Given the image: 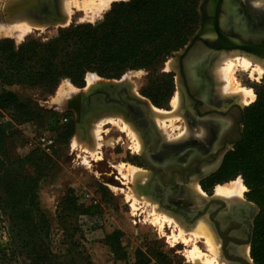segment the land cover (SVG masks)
<instances>
[{
	"label": "trees",
	"instance_id": "1",
	"mask_svg": "<svg viewBox=\"0 0 264 264\" xmlns=\"http://www.w3.org/2000/svg\"><path fill=\"white\" fill-rule=\"evenodd\" d=\"M202 1L121 0L112 3L102 20L60 28L45 41L30 38L17 44L12 38H0V112L10 115L0 116V215L7 221L4 226L14 247L11 255L18 254L21 241L30 264H93L71 237L64 238L63 252L52 246L51 224L39 201L42 172L26 171L27 163L36 166L35 158L44 152L35 149L24 157H11L8 145L15 121H35L44 130L56 131L59 140L69 139L74 122L64 124L62 119L70 113L42 108L8 87L17 84L53 94L62 79L83 87L88 72L117 79L129 70L157 69L187 42ZM173 86L172 75L164 74L142 93L163 107ZM254 90L255 101L244 108L243 140L225 154L219 168L202 185L206 189L242 177L246 196L259 207L250 254L255 264H264V84ZM70 194L63 201L64 218L70 212H85ZM0 254L9 255L5 251ZM161 257L162 264H172L165 255Z\"/></svg>",
	"mask_w": 264,
	"mask_h": 264
},
{
	"label": "rangeland",
	"instance_id": "2",
	"mask_svg": "<svg viewBox=\"0 0 264 264\" xmlns=\"http://www.w3.org/2000/svg\"><path fill=\"white\" fill-rule=\"evenodd\" d=\"M9 1L11 0H0V15L3 17V21L8 24L14 17L7 11ZM63 1L64 0H61V5ZM112 3L96 17H86L87 14H85L84 11L74 8L69 23L60 26L33 28V30L21 37L18 36L17 33L8 35L0 30V38H12L17 44L30 38L45 41L57 35L60 28L67 27L71 24L102 20ZM171 56L169 58H171ZM169 58L157 69L129 70L124 73L120 79L129 83L131 89L135 93L147 98V96L142 93L144 87L149 86L154 79L161 75L170 74L173 77L174 73L171 71L172 67ZM218 64L220 65L219 59L214 63L215 69L218 67ZM242 69V66L238 65L235 69V75L243 86L254 90L256 85L264 84V74L259 77L257 73L251 75L250 69L245 71ZM215 71H217V69ZM64 80H68L75 90L68 87L66 93L60 94V87ZM173 80L174 86L168 102L165 106L159 107L167 111L173 110L171 100L176 93H180L174 77ZM87 87H89L87 79L83 87L76 86L70 79H62L53 94H48L41 88L17 84L8 87L23 99L31 98L42 108L51 109L59 113H70L69 116L64 118L66 120H63L62 123L65 124L69 121L74 122V133L67 140H59L56 131L44 130L35 121H15L14 133L8 139L11 157L26 156L30 152L26 147V143L33 135L49 133L55 139L54 146L49 152H44L45 154H40L39 157L35 158L34 163H36L38 171L35 164L27 163L26 165V171L29 174H36L39 173V171L42 172V187L39 193L40 208L46 214L51 224V242L53 248L57 252H63V248L65 247L63 243L64 238L71 237V239L78 243L80 251H82L85 256L89 257L93 264H143L144 261L146 264H162V255L170 259L172 264H181L182 262L189 261L186 252L192 248L193 242L189 241L187 244L185 243L186 246L182 240H174L173 237H170L178 232V228L175 227L173 223L170 224V227L169 224L165 222L161 229V225L159 227V223L157 222L156 224V222L152 220L153 215L151 214L154 212L152 208L157 202L158 211L165 212L174 218H178L188 229L190 226L189 222L179 213L161 204L155 197L140 192L139 188H137V181L140 180L139 183L143 182L141 179L137 180L136 183L130 176H124L126 174L125 166L129 165L137 166L146 174L149 173L147 172L149 170L143 165L141 151L138 150V152L137 149L133 147L136 146L135 139L133 137L130 138L129 135L131 134L119 128L122 123L118 120V124L115 125L108 120L105 121L108 115L112 114L97 113L93 115L89 121H85L84 126L81 127V125L76 123L77 114L75 110L69 108V106L61 108L60 104L57 102V98H64V101L67 102L75 94L80 93ZM60 95L61 97H59ZM244 105L246 107L248 104ZM0 116L9 118L10 115L8 112H0ZM179 116L181 118L179 117L172 123H166L165 128L161 122L156 120L155 116L152 117L155 118L157 126L160 127L166 139H172V137L175 139L176 136L184 134L188 128L185 118L182 117V114ZM113 117L118 118L120 116L113 115ZM99 120H103V122L100 127V139H96L95 135L92 134H94L98 127L95 122ZM133 128H135L139 138H141L137 127L133 125ZM79 133L81 135L78 137ZM80 136H82V138ZM96 141L97 143L100 142L98 146L95 145ZM93 144L95 146H93ZM84 145L92 146L91 148L96 147L95 153L92 155L89 149L85 150ZM122 164H124V167L120 170ZM239 177L242 179L241 176H238L234 179L218 182L211 186L207 185L206 189L202 185L203 181L199 180L198 183L205 192H207V190L215 192L217 185L231 183ZM189 184L180 187L183 190L185 189V194L182 195L180 193L181 195L179 194L177 198H187L188 201H191V197H189L191 193H189V190L192 189V183ZM247 191L248 189L246 187L243 194H246ZM69 192L71 193L70 195L77 200V203L83 206L82 209L85 212L81 214H71L70 212V216L64 218L63 212L66 205H64L63 201ZM135 193L137 196H139L140 193L139 197L141 198L145 196L144 200L140 199L137 202L138 204L136 203L137 211L132 207L133 197L130 198L132 194ZM128 195L131 196L127 197ZM177 198L174 197V199H171V203L175 206L180 205L176 204L178 203L176 200ZM155 199L156 201H154ZM145 200H147V202H145ZM195 206L196 205L192 203L189 208ZM204 219L205 217H202L200 220ZM4 225H7V221L0 215V251L9 253L7 256L0 254V264H30V260L25 257L27 251L21 246V241L18 242V254L15 256L11 255L14 247L10 246L8 230ZM193 227L190 226V228ZM110 244L113 248H111ZM197 245L201 246L202 250H204L200 241L197 242ZM250 249L251 244L248 245V253L246 252V255L248 260L254 263L250 254Z\"/></svg>",
	"mask_w": 264,
	"mask_h": 264
},
{
	"label": "flooded vegetation",
	"instance_id": "3",
	"mask_svg": "<svg viewBox=\"0 0 264 264\" xmlns=\"http://www.w3.org/2000/svg\"><path fill=\"white\" fill-rule=\"evenodd\" d=\"M204 1L205 0H203L202 3ZM252 1L234 0L235 5H237H234L235 13L232 14L234 19H228L229 15H227L226 10L228 1L222 0L220 14L217 17L213 16L211 19L212 21L217 20L216 24L211 25L213 33L218 34V32H222L235 38L249 40L250 42H252V39L254 38L264 37V0H259V2L258 0ZM203 20L204 17L199 10L198 21L188 35L187 42L179 50L173 52L171 58H169L172 67L171 71L174 73L173 77L175 78V82L177 87H179L182 96L180 113L188 124V131L186 130L185 133L186 137L183 136L184 134H181L176 137V140L170 138L166 139L164 133H162L161 129L157 126L152 115L145 111V107H142L141 105L137 106L131 101L132 95L137 93L131 89L130 84L125 80L104 77L106 81H103L102 78H100L93 86L85 88L86 91L90 88V90L94 92L91 99H94L97 106L99 104L100 106H94V110L86 116L81 127L84 126L85 121H89L91 117L97 113H116L123 116L131 122L132 125L137 127L143 141L142 144H144L142 145L143 147L141 151L146 148L149 152L150 160H148V162L156 170L163 166L165 168L166 166L167 168L165 169L169 180H171L170 174L174 171L178 172L181 164L193 162L191 159L198 158L200 154L208 157V162L214 164L216 162V155H214L215 151L213 148L217 134L225 129V127L231 128V122L225 118L226 115L230 114L224 113L225 115L223 116L221 115V112L227 111V107L223 101L225 99H232V97L228 96L221 98L219 94L221 80L216 78V72L214 71V63L221 56L220 54L222 50L220 48L213 49L208 41L195 37ZM194 37L195 39L192 40ZM261 43L264 44V40L261 41ZM186 47H188V50L185 53L182 55L177 54L178 52L185 50ZM198 49L204 51V56L201 62V76L203 79L202 81L200 80L194 83L187 69ZM192 54H194V56ZM143 98L147 99L150 103L152 102L149 97ZM119 102H122L123 105H119ZM90 104L92 106V102ZM121 108L122 111H120ZM237 121V114H233L234 125H236ZM76 123H78V119H76ZM202 129L207 131L204 136L203 134L200 136ZM188 132L189 135L187 136ZM198 135L200 137H198ZM141 159L144 167L149 170V176L151 170L142 155ZM209 176H211V174L201 179L197 178V180L203 181ZM176 179L179 182H177L176 186L172 187L169 191H165L157 182H155V189L159 192L156 190H150L149 185H146L144 189L139 190L142 193L149 194L156 199H159L164 206L169 207L176 213L179 212L180 215L184 216L186 221L194 222V220L200 217V215L196 216L194 219H191L188 216V212L194 209V207L189 208L193 202L190 200L188 201L187 198H177L180 193L184 195L185 192L180 188L181 186H184V184L180 182V174L176 173ZM147 180L148 177L144 182L138 183V188L140 184L145 185ZM206 193L208 198L205 200V203L207 204L202 206L204 211L203 215L206 220L208 219L209 227L215 233L214 235L217 241L220 242L218 243L221 258H223L225 263L227 262L226 264H248L245 247H248L252 241L255 219L259 213L258 205L256 202L250 200L246 194H242L241 199L229 201L215 196L213 191L207 190ZM174 197L177 198V204L180 205L175 206L171 202V205H165L163 203L165 198L171 201ZM198 206L199 205H196V207ZM186 262L189 261L182 262L181 264Z\"/></svg>",
	"mask_w": 264,
	"mask_h": 264
},
{
	"label": "bare ground",
	"instance_id": "4",
	"mask_svg": "<svg viewBox=\"0 0 264 264\" xmlns=\"http://www.w3.org/2000/svg\"><path fill=\"white\" fill-rule=\"evenodd\" d=\"M114 1H117V0H64L63 3H62V6H63L62 8H63V12L66 14L67 18L61 24L63 25V24L69 23V21L71 20V16L73 14V9L74 8H76L77 10L84 11V13L87 14L86 17L88 16V17L91 18V17H96L105 8L107 9V7ZM227 1L228 2H227L226 10H227V15H229L228 19H230V18L234 19L232 14L235 13V8H234L235 2H234V0H227ZM258 2H259V0H258ZM235 6H237V5H235ZM238 8H239V6H238ZM223 13H225V12H223ZM3 20H4L3 17H1V15H0V30L3 31L4 33L8 34V35L17 33V35L21 37V36L27 34L28 32H30L31 30H33V28H42V27H44V24H42L41 22L35 21L33 18H31L28 15H25L23 13H17L16 15H14V17L12 18V21L10 22L11 24L10 23L8 24V23L4 22ZM201 50H199V49L197 51L195 50L196 51L195 52V56H194V54H192L194 56V58H192L193 60L190 59V60H192L191 63L188 62L190 64H189L187 70L190 73V75L192 77V81L194 83H196L197 81H200V80L202 81V79H203L202 76H201V62H202V59H203V56H204V53H203L204 51L203 50L201 51ZM220 55H219L220 57L218 58L220 60V65L218 64V67H216L217 71H215L216 69L214 71L216 72V76H217L216 78L221 80L220 88H219V94H220L221 98H225V97H228V96L231 97L232 96V97H235L236 99H238L239 103H242V104H249L252 101H254V99L256 98V94H255L254 90L252 88L245 87V86H243L241 84V82L237 79V77L235 75V71H236L235 69L239 65V66H242V68H243L242 70L245 71V70L250 69L251 70V72H250L251 75H253L254 73H257V75L260 77V76H262L264 74V62H261L258 59H254L252 56H249V55L243 54V53H239V52H236L234 50H227V51H223L222 50ZM259 77H258V79H259ZM98 78H99V76L96 73L88 72L86 74V79H87L89 87L93 86L97 82ZM70 84L71 83L68 80H64L63 84L60 87L59 93L60 94L66 93L68 87L74 89L73 86L70 85ZM209 85H210V83H209ZM202 94H203V92H202ZM76 95L77 94H75V96ZM59 97H61V95ZM181 97L182 96H181L180 93H176L175 96H173V98L171 100V105L173 107L172 111H167L165 109L156 107L152 103L149 102V105H150V108H151V115L155 116L156 120L161 122V124L164 126V128H165V124L166 123H169V122L172 123L174 120H176V119H178L180 117L179 115L181 114L180 112H181V106H182ZM71 99H69L67 102H65L64 98H59V99L57 98V102L60 104L61 108H63L64 106L65 107L71 106V105L73 106L74 105V104H72L73 100H71ZM92 106H97L96 101H93ZM113 115H119V114L114 113L112 115H108V117L105 119V121L108 120V121H110V123H114L115 125H117L118 122L120 121V123H122V125L119 128H121L122 131H125V132H127V133L132 135V136L129 135L130 138L133 137L135 139V141H136V144H135L136 146H133V145L132 146L135 149H137V151L138 150L141 151L142 145H144V144H142L143 141H142L141 138H139L135 128H133V125L127 119H125L124 117L122 118L121 115H119L120 116V117H118L119 119L117 117L114 118ZM155 118H154V120H155ZM103 120H99V121L95 122V124L98 127H97V129L95 128L96 130H95L94 134H92V135H95L96 139L100 137V127H101V124H102ZM224 125H225V122H224ZM92 127H93V124H92ZM82 129H80V130H82ZM189 132H188L187 136L189 135ZM206 132L207 131H205V129H202L201 133H200V136L202 134H203V136L206 135ZM90 133H92V132H90ZM185 133H186V131H185ZM185 133L183 135L184 137H186ZM170 134H169V137H170ZM180 134H178V135H180ZM79 135H81V134L79 133L78 137H79ZM200 136L198 135V137H200ZM80 137L82 138V136H80ZM176 137H178V136H176ZM95 138H93V139H95ZM172 139H173V137H172ZM175 140H176V138H175ZM99 143H97V141H96L95 145L98 146ZM95 145L93 144V146H95ZM84 146H85V150L89 149L90 153L92 155L95 153L96 147L95 148L94 147L91 148L92 146L91 147L90 146H86V145H84ZM176 159H177V157H176ZM169 162H170V160H169ZM123 167H124V164H122L120 166V170H122ZM125 167H126V174L124 176H130L131 179L133 181H135V182L137 180H139V179H141V181L144 182L147 179V177H148V174L143 172V170H141L137 166L129 165V166H125ZM147 172H149V171H147ZM139 181H137V182L139 183ZM132 184H134V183H132ZM190 184L192 186V189L190 188L191 190H189V193H191V195L189 197H191V201L195 205L201 206L202 203L205 202V200L208 198L207 193L202 189V187L198 183L197 179L191 180ZM137 188H138V184H137ZM155 188H156L155 181H153L152 184L149 185V189L154 191V190H156ZM245 189H246V185L244 184L242 179L239 177L237 180H234L231 183H225V184L217 185L216 188H215L214 194L217 197H221L223 200L226 199V200L230 201V200H234V199L235 200L236 199H241L242 194L245 191ZM157 192H159V191H157ZM136 193L132 194V196L131 195L127 196V197L131 196L130 198L133 197L132 198V201H133L132 202V207H133V209H135V211H137L136 210L137 209L136 203L140 199H142V200L145 199L144 198L145 196H143V198H141V197H139L140 193H139V196H137ZM151 199H152V197H151ZM154 201H156V199ZM145 202H147V200H145ZM169 202H171V201H169ZM156 203L154 204V207L152 208L153 209L152 211H154V212L153 213L150 212V213H152L151 215H153V219L152 218L151 219L154 222H156V224L158 222L159 223V227L161 225V229H162V226H163V224L165 222H167L169 224V226H170V224L173 223V225H175V227L178 228V232L173 234V236H170V237H173L174 240L180 239V240H182L184 242V244L185 243L187 244L189 241L193 242L192 248L190 250H187V252H186V256H187V258H188L190 263H193V264H225V261L223 260V258H221V254H220V249H219V243L220 242L217 241V239L214 237L215 233L213 231H212L213 232V234H212L211 228L209 227L210 225L209 224L207 225V223H209L207 221L208 219L206 220V218H205L204 220H199L197 222V224H195V226L193 228H190V226H189V229H188L187 226L184 225L183 223H181V221L178 218H174V217L168 215L165 212L163 213V212L158 211V207H157ZM174 203H175V201H174ZM144 206H145V204H144ZM206 217H207V215H206ZM203 218H204V216H203ZM152 220H150V221H152ZM186 235H189V236H186ZM198 241L201 242V244L203 245L204 250H202L201 246L197 245ZM188 247H189V245H188ZM245 249H246V252H247L248 251L247 250L248 247H245Z\"/></svg>",
	"mask_w": 264,
	"mask_h": 264
},
{
	"label": "water",
	"instance_id": "5",
	"mask_svg": "<svg viewBox=\"0 0 264 264\" xmlns=\"http://www.w3.org/2000/svg\"><path fill=\"white\" fill-rule=\"evenodd\" d=\"M221 3L222 0H205L202 4H200L199 10L201 15L204 17V20L202 21V24L200 25V28L198 29L195 37H199L208 41L211 48L213 49L220 48L223 51L234 50L236 52L247 54L249 56H252L254 59H258L259 61L264 62V44L261 43V41L264 40V37L254 38L252 39V42H250L249 40L235 38L222 32H218V34L213 33L211 25L216 24L217 20L212 21L211 19L213 16L217 17L220 14ZM7 11L12 16L16 15L17 13L28 15L35 21L44 24L45 27L60 26L62 25L61 23H63L67 18L66 14L63 12L61 0H11L7 5ZM195 37L192 40H194ZM187 50L188 47H186L185 50L178 52L177 54L182 55ZM99 78H102L103 81H106L104 77L99 76ZM92 95H94V92H92V90H90L89 88L87 89V91L86 89H84L76 96L74 95L71 99L73 100L72 104L74 105L69 106V108L75 110L79 125H82L83 120L86 118V116L94 110V106H91L90 104L94 101V99H91ZM131 101L137 106L141 105L142 107H145V111L151 114V108L147 99H144L139 94H134L132 95ZM223 103H225L227 111H222L221 115H231L225 116V118L231 122V128H225L217 134L213 148L215 151L214 155H216V162L212 164V162H208V157H206L205 155L202 156L200 154L198 158L191 159L193 162L181 164L179 166L180 169H178V172L174 171L172 174H170L171 180H169L165 169L167 167L165 166L164 168L163 166L158 170L154 169V167H152L148 162V160H150L149 152L146 148H144L143 151H141V155L149 166L151 174L148 176V180L146 181L145 185H139V189H144L146 185H151L152 182L155 181L159 183L165 191H169L172 187L176 186L177 182H179L176 179V173L180 174L181 176L180 182L186 185L189 184L191 179H201L212 174L219 168L225 154L229 150H231L238 142H241L244 138L243 122L245 105L239 103L238 99H236L235 97H232V99H225ZM118 104L123 105L122 102H119ZM98 106H100V104ZM120 111H122V108L120 109ZM233 114H237L238 116L236 125H234L233 122ZM160 202L162 204V201ZM163 203L165 205H171L169 199L167 198L163 200ZM204 204L206 205L207 203L203 202L201 206L194 207L193 210L188 212V216L191 219H194L196 216L200 215V217L196 218L194 222L188 221L190 226H195V224H197V222L204 216V211L202 209V206ZM184 264L193 263L186 262ZM248 264L254 263L248 260Z\"/></svg>",
	"mask_w": 264,
	"mask_h": 264
},
{
	"label": "built area",
	"instance_id": "6",
	"mask_svg": "<svg viewBox=\"0 0 264 264\" xmlns=\"http://www.w3.org/2000/svg\"><path fill=\"white\" fill-rule=\"evenodd\" d=\"M65 121L66 119H62ZM55 139L49 133H43L38 135H33L30 137L26 143V147L31 150H41L43 152H49L54 146Z\"/></svg>",
	"mask_w": 264,
	"mask_h": 264
}]
</instances>
